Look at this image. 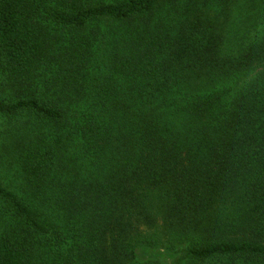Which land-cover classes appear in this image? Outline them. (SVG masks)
Segmentation results:
<instances>
[{"label": "trees", "instance_id": "16d2710c", "mask_svg": "<svg viewBox=\"0 0 264 264\" xmlns=\"http://www.w3.org/2000/svg\"><path fill=\"white\" fill-rule=\"evenodd\" d=\"M52 1L0 0V264H264V34L227 55L228 0Z\"/></svg>", "mask_w": 264, "mask_h": 264}, {"label": "rangeland", "instance_id": "374dc122", "mask_svg": "<svg viewBox=\"0 0 264 264\" xmlns=\"http://www.w3.org/2000/svg\"><path fill=\"white\" fill-rule=\"evenodd\" d=\"M71 1L72 0L52 1L51 6L60 9L71 8ZM117 1L120 0H92L91 2L111 3ZM226 13L228 14L227 20H225L224 17L222 18L220 16L221 14L218 13V9L213 7V9L206 12V15L211 20L217 22V26L219 25L222 31H226V40L230 44L228 49H226L227 55H233L237 50L243 48L257 38H260L264 34V0H228ZM1 83L4 84V80L2 81V79H0V84ZM0 96L5 97L1 92ZM7 139L4 133V123L2 119H0V146L4 142H8ZM1 160L3 159L2 153L0 152V181L12 190L20 189L21 181L15 173L14 168L7 164H1ZM143 235L154 240L160 237L159 231L157 230L143 231ZM138 255L144 260L151 259L164 264H172L182 253L140 247Z\"/></svg>", "mask_w": 264, "mask_h": 264}]
</instances>
